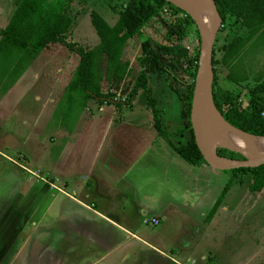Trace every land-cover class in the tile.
<instances>
[{"label":"crops","instance_id":"1","mask_svg":"<svg viewBox=\"0 0 264 264\" xmlns=\"http://www.w3.org/2000/svg\"><path fill=\"white\" fill-rule=\"evenodd\" d=\"M260 48L262 50L264 46ZM250 52L243 62L251 71L250 67L255 63L252 62L254 58L249 60ZM58 55H50L39 71L33 69L35 58L18 81L13 86L7 85L12 87L1 94L3 98L15 96L23 103L26 115L0 113V145L19 143L16 126L18 123L24 125L29 132L27 135L19 133L24 136L22 143L26 141L27 151H22L24 160L20 161L63 191L53 190L43 180L38 185L35 179L30 180L31 172L29 174L27 169L6 158L14 170L2 167L0 171L5 178L15 182L9 187L12 203L1 222V230H10L8 248L11 245L16 248L17 239L23 241L25 248H35L36 253L42 250H37L40 245L44 247L41 264H46L44 259L47 264H210L211 256L197 251L200 243L193 238L206 239L202 227L224 188L223 181L220 184L214 182L219 178L217 172L221 171L205 162L199 166L185 163L166 138L158 135L153 119L149 122L132 119V103L137 92L131 102L124 98L120 100L127 103L123 104L125 108L113 102L98 104L91 99L80 114L73 112L78 121L73 117L69 120L68 125H74L70 132L69 127L66 129L61 125V114L54 112L78 62L75 61L73 71L66 75L65 64L55 61ZM103 62L105 69V59ZM131 68L129 64L130 71ZM263 75L261 81H264ZM250 76L251 73L248 80ZM21 80L26 82L25 90L17 89ZM104 81L101 86L102 92L106 93ZM244 82L235 86H242ZM7 102L4 100L3 106ZM119 109L125 112L124 116L116 114ZM56 147L58 149L52 152ZM29 154L32 161H37L40 171L29 165ZM28 180L32 182L26 185ZM219 207L220 203L217 211ZM52 208L63 219L56 222L60 226L56 237L52 236L50 241L51 233L47 229L55 223L43 225L40 218L47 217L45 211ZM39 211V217L32 219ZM9 214L18 215L21 228L14 224ZM150 219L159 224H144V220ZM29 225L34 227L32 232L37 233L33 238L24 235V227ZM190 227H195L197 233L188 231ZM261 234L262 230L257 229V237ZM2 239L0 232V246H3ZM33 239L40 244H33ZM261 246L257 252L243 253L249 255L248 260L243 261L239 259L243 254L231 250L234 257L227 264H247L249 260L264 264V244ZM219 253L225 255L222 251Z\"/></svg>","mask_w":264,"mask_h":264},{"label":"trees","instance_id":"2","mask_svg":"<svg viewBox=\"0 0 264 264\" xmlns=\"http://www.w3.org/2000/svg\"><path fill=\"white\" fill-rule=\"evenodd\" d=\"M69 1L15 0V10L1 31L0 85L3 80H9L8 85H12L49 45L67 46L77 54L78 64L55 108L54 114L62 116V126L67 128L73 112L80 114L91 99L98 104H127L126 102L133 100L136 91L142 88L158 135L166 138L173 151L185 163L191 166L206 163L195 145L189 123V106L200 51V36L191 18L162 0H123L118 10V6L111 5L118 13L114 25H109L96 11L90 12V22L99 38L98 45L90 49L75 50L65 41L74 24L67 14ZM213 1L222 20L219 32L234 27L235 33L229 41L221 45H217L216 35L212 53L214 108L233 127L264 137V81H261L263 73L256 74L253 78L256 81L255 86L245 95H241L218 82L219 76L215 67L220 64L227 68L224 80L229 85H238L248 80L251 71L244 66L243 59L253 48L264 46V0ZM164 13L170 19L173 18L174 23L163 34L162 42H157L149 36L144 38L143 28ZM236 28L239 32H236ZM135 36L141 38L142 53L138 56L141 70L128 99L123 103L124 100H117V92L130 73L129 62L123 59V56L128 42ZM104 59L105 69L102 68ZM169 71H181L186 78L184 89L178 92L177 98L182 104L181 118L186 124L189 123V133L186 142L180 144L172 142L169 139L171 136L164 134L161 116L156 108L157 101L149 85V74L165 75ZM103 80L108 83L106 93L102 92ZM217 153L230 159H244L242 154L226 148H218ZM240 169L253 172V181L249 184L251 191L259 192L264 189V165L256 169ZM230 184L231 180H228L207 217L212 215L221 203Z\"/></svg>","mask_w":264,"mask_h":264},{"label":"rangeland","instance_id":"3","mask_svg":"<svg viewBox=\"0 0 264 264\" xmlns=\"http://www.w3.org/2000/svg\"><path fill=\"white\" fill-rule=\"evenodd\" d=\"M14 2L15 0H0V37L1 31L7 25L11 15L15 10ZM68 4L69 6L67 9V14L73 19L74 24L65 41L67 44L72 45L75 50L77 48L90 49L96 47L99 42V38L95 32V29L90 22V12L96 11L106 20L109 25H114L118 19V13L116 10L114 11L111 8V5L114 4L118 6L116 8L118 10L123 4V0H70ZM173 23V18L170 19L164 13L163 16H160L156 21L152 20L147 26L143 28V33L145 35L144 38L149 36L157 42H162L163 34L169 30V27ZM233 29L234 27L231 30L218 32L217 45H221L224 42L229 41L235 34ZM236 32H239V29L236 28ZM140 44L141 38L139 39L137 36H135L131 38L125 49L123 59L129 62V64L132 66V71H130L127 79L120 84L121 94L119 96L117 95L118 100L122 98L127 100L128 95L132 91L140 74L141 67L138 63V56H140L142 53ZM56 53H59V55L55 57V61L65 64L64 72H66V75H68V72L71 73L73 71V67L75 66V61L76 63L78 62V56L75 52L70 51L67 46L61 44H51L49 45L48 50L45 49L41 51V53L33 61V65H35L33 66V69L39 71L44 64L43 61L48 60L50 55ZM250 53L251 55L249 56V60L254 58L252 62L255 63V65L252 66V68L250 67V79L242 83V86L229 85L226 83L224 77L226 76L225 73L227 72V68L220 64L215 65L219 76L218 82L222 86L233 89L235 90V93L241 95H245L249 89L255 86L256 81L253 78L256 76V74H258V71L260 73H264V49L261 50L260 47L253 48ZM103 64L104 62L102 61V67ZM28 72H30V70ZM149 78V85L153 88V97L157 101L156 108L160 113L161 123L164 126V134L171 136V140H173L175 143H185L189 133V127L187 126L189 123L186 124L185 120L181 118L180 110L182 104L177 98L178 92H181L182 89H184V85L186 84L184 73L181 71H178L177 73L174 71H169V73L165 75L149 74ZM17 81L18 79L16 82ZM9 82V80H3L2 84L4 87H2V89L0 88L1 115H12L14 112L26 115V110L23 107V103L18 99H15V96H12L14 98H3L4 95H1L6 93L8 89L13 86L7 87ZM25 85L26 82L21 80L17 86V89L25 90ZM107 86L108 83L104 81V92L107 91ZM5 87H7V89L4 90ZM136 92V99L132 103V119L139 118L149 122L152 118L150 111L148 108H146V95L142 88H139ZM4 100H8L5 106L2 104ZM118 105L125 108L123 104L119 103ZM120 110L121 109H119V111H115L116 114L124 116L125 112H122V110L121 113ZM141 116L144 117L142 118ZM73 118L75 121H78L76 116ZM72 126L74 125H68L70 132L72 131ZM16 128L21 134L27 135L29 132L28 128H26L24 125H21L20 123L17 124ZM19 132L16 131V136L20 139L19 143H2L0 145V153L3 154L2 157H11L15 160L13 163L21 165L23 169H27L21 162L24 160L23 152L27 151L25 145L26 141L22 143L24 136ZM46 142H48L47 145H50V141L46 140ZM57 149L58 148L56 147L51 151L55 152ZM33 151L36 150L33 149ZM2 157L0 156V169L3 167L4 170H7L8 168L14 170L12 164L6 160V158L3 159ZM36 163L37 161H32L31 155L29 154V165L32 166L31 168L33 170L40 171V167ZM27 170L29 174L31 172L30 180L35 179L38 182V185H40V181L43 180L45 182H42L48 184V186L53 190H59L61 193H63V191L57 188L54 184L47 182L46 178H42L39 173L29 169ZM220 171L221 172H217L219 173L218 180L214 179V182L220 184L223 181L225 186L228 180H231V184L229 185L225 195L222 197L220 207L218 211L216 210L217 213L209 216L207 218L208 220L205 222V225L202 227V230L206 234V239L202 241L201 239L193 238L194 241L200 243V245H198L196 248L197 251H200L207 256H211L212 259L208 262L210 264H227V262L231 261L234 257H232L231 253V250L233 249L236 250V252L239 251V254L248 253V251L254 253L262 249L261 244H264V189L259 192L250 190L249 184L253 181L254 177L252 171L241 169ZM19 173L25 175V173L20 170ZM3 174L4 173L0 171V232H2L3 236L2 245L5 247L0 246V264H41L42 260L40 257L44 258V252L41 251L44 250V247L42 248L39 245L37 250H42L40 253H36L34 250L35 248H25V244H23V241L20 239L15 241L17 244L16 248H13L12 245L10 248L7 246L9 242L10 230L6 232L5 230H1L3 227L1 222L9 211L8 205L12 203L11 200L13 194L10 193L9 187L15 185V182L5 178ZM31 182L28 180L26 185ZM42 189L45 191V187H42ZM45 205L46 204H44L42 208H44ZM86 208L88 210L91 209L89 205H87ZM225 208L226 211L224 210ZM16 211L19 212V209L17 208ZM45 213H47L48 216L45 218H40V221L43 223V225H46L47 223L51 224L52 222L55 223L49 226V229H47L51 234H53H50L51 241L52 236L56 237V231L60 226L56 222H60L63 217L60 214L57 215L54 208L51 210L48 209L45 211ZM39 214L40 211L37 215H33L32 219L38 218ZM17 216V214H9L10 219L14 220V224H17V226L20 227L21 224L18 223ZM24 228L25 236L30 235V237L33 238L35 237V234H37L32 232L31 229L34 228L32 225ZM152 229L153 228H149L148 230ZM179 229L182 230L183 228L180 227ZM257 229L258 231L262 230L263 234H261V237H257ZM196 230L197 229L195 227H190L188 231L195 234L197 233ZM200 233L202 232L200 231ZM258 238L262 240H259ZM30 239L27 241L30 242ZM13 242L14 239L11 240V243ZM32 243L40 244V241L35 242L33 239ZM219 251H222L225 255H220ZM37 254L40 256L36 257ZM248 258L249 255L246 254L239 256L241 261L248 260ZM44 260L47 264V259ZM236 260L238 261V257H236ZM247 264H258V261L249 260L247 261Z\"/></svg>","mask_w":264,"mask_h":264},{"label":"water","instance_id":"4","mask_svg":"<svg viewBox=\"0 0 264 264\" xmlns=\"http://www.w3.org/2000/svg\"><path fill=\"white\" fill-rule=\"evenodd\" d=\"M176 9L184 12L187 16L191 18L196 26L198 34L200 36V51L199 59L197 65V72L194 78V87L192 92L191 106H189V123L190 129L193 134L194 142L198 148L200 154L205 159L206 163L217 170H233L240 168H259L264 165V154L257 157L248 158L244 156L240 151L229 149L224 146L211 147L202 131V127L199 123V112L200 107L208 106L209 112H211L210 117L216 118L226 125L231 127L236 133L230 134L229 132H216L214 139H227L232 136L236 142L244 140L246 146L254 147L252 141L254 138L264 139V137L256 136L254 134H249L242 130H239L229 123H227L219 112L214 108V103L212 100V84H213V64H212V53L213 47L216 39V35L222 26L221 17L216 9L215 2L213 0H202L208 5L209 12H199L196 7L199 1L197 0H162ZM216 114V115H214ZM239 133V134H238ZM243 135V136H241ZM218 148H226L228 150L238 152L244 156L243 160H235L226 157H222L217 153Z\"/></svg>","mask_w":264,"mask_h":264},{"label":"bare ground","instance_id":"5","mask_svg":"<svg viewBox=\"0 0 264 264\" xmlns=\"http://www.w3.org/2000/svg\"><path fill=\"white\" fill-rule=\"evenodd\" d=\"M199 1L198 6L196 7L197 11L199 12H209L208 5L205 1L202 0H197ZM200 112H199V123L200 126L202 127V131L204 133V136L208 142V144L211 147H216V146H224L229 149L237 150L240 151L244 156L251 158V157H257L261 154H264V139H256L254 138L253 144L255 145L254 147H247L246 142L244 140L240 142H236L234 137L232 136L231 138L227 139H214L215 133L222 131V132H229L230 134H234L237 131L232 129L231 127H227L226 125L222 124L216 115L213 119L210 117L211 112L208 110V106H203L200 107ZM237 134V133H236ZM239 134V133H238ZM243 136V135H241Z\"/></svg>","mask_w":264,"mask_h":264},{"label":"built area","instance_id":"6","mask_svg":"<svg viewBox=\"0 0 264 264\" xmlns=\"http://www.w3.org/2000/svg\"><path fill=\"white\" fill-rule=\"evenodd\" d=\"M0 155L2 156L3 154L0 153ZM5 158H7L8 160H10L12 162L15 161L11 157H5ZM144 224L151 225V226H157L159 224V222L155 219H150V220H144ZM189 264H194V262H190Z\"/></svg>","mask_w":264,"mask_h":264},{"label":"flooded vegetation","instance_id":"7","mask_svg":"<svg viewBox=\"0 0 264 264\" xmlns=\"http://www.w3.org/2000/svg\"><path fill=\"white\" fill-rule=\"evenodd\" d=\"M238 101H240V102H241V99H239Z\"/></svg>","mask_w":264,"mask_h":264}]
</instances>
